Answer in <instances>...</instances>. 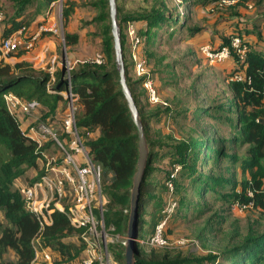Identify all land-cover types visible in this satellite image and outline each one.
<instances>
[{
    "label": "trees",
    "instance_id": "trees-1",
    "mask_svg": "<svg viewBox=\"0 0 264 264\" xmlns=\"http://www.w3.org/2000/svg\"><path fill=\"white\" fill-rule=\"evenodd\" d=\"M52 1L12 0V6L8 10L0 4V11L5 16L4 21L0 23L4 24L3 38L21 28H24L26 35L31 37L35 32L33 33L30 28H39L43 23L48 24L46 18L50 14L49 5ZM117 1L128 85L140 112L150 147L146 179L140 199V232L144 227L145 235L150 234L149 238H151L156 226L167 219L164 230V237L167 239L169 225L175 224L180 217L177 214L178 210H174L171 214L164 211L169 201L175 203L177 207L186 204L184 197H181V201L176 197L178 189H187L183 183L186 180L189 182L188 186L193 188L192 196L195 200L198 199L197 202L191 203H195V207H200V213L207 211L208 207L199 205V201L210 194L227 206L228 210L233 209L235 204L247 206L252 204L246 210L253 209V212H258L260 218L264 219V124L259 122L260 119H264V53L245 39L243 31L249 28H241L240 33L232 34L222 40L221 45H227L232 36L238 35L249 49L245 64L238 65L231 71L225 68L222 72L221 80L228 85L227 96L221 99L214 98V103L208 106H204L207 104L206 101L198 100L199 104L191 110L195 112L194 117L197 122H202L200 114L204 113L207 119L215 124L202 129L196 136L179 142L169 134L170 130L163 137L158 136L160 132H154L157 137L153 140L150 131H156L154 124L160 122L166 115L162 109L169 111L172 106L150 107L146 104L141 106L147 96L143 88V79L137 78L133 71V62L124 34L125 25L127 22L137 25V32L143 45L140 53L150 68L149 49L154 47L155 37L159 36L160 32L163 35L161 44L165 43L164 37L168 32L166 29L168 26L178 29L175 34L178 35L179 40H174L175 42L195 41L200 29L189 27V21L193 6H200L202 1L191 2L188 7L189 20H181L180 14L173 15L165 0H155L156 3L149 7L146 5L149 0H145L139 6L130 7L128 4L125 5L127 1L123 3L121 0ZM238 1L237 4H241L248 0ZM258 1L259 5L264 3V0ZM89 3L99 8L100 13L96 21L103 23L101 28L105 50L103 64H96L92 60L77 61L70 66L69 71L63 66L61 71L56 72L55 81L51 84L52 89L57 93H51L48 91L51 75L47 69L36 70L26 61L11 65L0 60V214L2 215L0 264H32L36 254V240L40 241L42 247L50 248L55 262L61 264L76 262L86 248L82 238L83 231L74 229L64 214L53 213L52 224L41 230L36 216L27 210L23 192L16 184L30 171H39L38 145L25 135L22 122L9 111L5 100V95L8 93L25 101L36 100L47 110L43 118L45 120L50 118L53 121L59 104L65 103L59 93L67 90L68 77L71 79L74 93L78 96L77 125L83 131V139L89 148L92 160L100 165L103 171L104 203L107 201L109 205L105 208L106 204H104L105 229L111 234L127 237L129 210L126 214L124 211L130 208V192L139 158V137L116 70L108 0H84L78 6L73 2H63L62 17L66 26L70 18L76 14V8L86 7ZM258 11H261V8ZM137 23H141L142 27H138ZM260 23H264V13L257 14L252 30L245 34L254 36ZM47 35L55 36L52 33H43L39 38ZM79 40V33L71 31L64 33L67 47L78 44ZM159 57L161 62L165 56ZM233 60L237 63V59ZM235 74L242 75L244 80H233ZM152 78L156 83L153 75ZM141 90L144 92L142 96ZM158 92L161 96L160 89ZM176 110L182 111V106L176 107ZM222 126H226L229 135L221 134ZM156 159L160 161L167 159L171 169L166 171L160 166L157 167ZM177 167L179 170L171 179ZM157 172H163L165 175V186L161 195L159 193L157 195L158 183L155 181L149 182L145 188L147 178ZM36 178L37 175L33 176L28 183H32ZM169 181L172 183V189L167 185ZM117 205L121 209L113 211L112 206ZM147 206L152 207L149 222L143 219ZM189 206L188 209H191ZM73 236L80 239V243L67 241ZM141 246L138 244L137 264H223L218 260L226 258H229V264H264V231L255 235L253 228L248 230L240 245L226 249L221 255L210 253L200 258L170 255L146 258L140 256ZM108 249L117 264H126L124 243L111 244Z\"/></svg>",
    "mask_w": 264,
    "mask_h": 264
},
{
    "label": "rangeland",
    "instance_id": "rangeland-1",
    "mask_svg": "<svg viewBox=\"0 0 264 264\" xmlns=\"http://www.w3.org/2000/svg\"><path fill=\"white\" fill-rule=\"evenodd\" d=\"M127 1V3L125 2ZM141 1V0H138ZM168 4V8L173 15L180 14L181 20H189L188 7L193 0H165ZM200 3V6H193L191 20L189 21V27L199 28L200 31L196 36L200 37L197 42L188 40L184 43H178L174 40H179L178 35L175 34L178 31L177 28H166L168 32L165 34V43L161 44L162 34L155 37L154 47L150 48L151 63L150 68L152 75L157 81L158 90L165 93V96L161 94L163 101L167 103L166 106H172V109L163 110L166 114L163 116L157 124H154L156 131H150L151 137L154 140L156 134L159 137L167 135L169 130L173 138L176 141L185 140L196 136L197 133H201L202 129L208 128L209 125L215 124L210 119H207L204 113L200 114L202 122H197L195 119V112L193 110L199 103L198 100L206 101L208 106L214 103V98L221 99L227 96L228 85L221 80L222 72L226 68L225 66H219L212 68L207 65L205 57L200 52L199 42L208 40L211 43L219 42L231 36L232 34H238L241 32V23H237L235 19H232V15L243 17L242 22H246L247 18L252 19L254 22L257 19V13L261 8L264 13V3L259 5V1L248 0L237 4L232 7H220L218 1L214 0H195ZM80 4L84 0H80ZM130 6L133 3L128 0H121ZM215 2V3H212ZM63 3V2H62ZM137 3V2H136ZM156 3L155 0H149L146 5L151 6ZM212 3L210 5H207ZM248 3L253 4L252 8H249ZM0 4L4 6L5 10H8L12 6V0H0ZM137 3L136 6H139ZM225 8V9H223ZM253 10L255 12L253 13ZM244 13H243V12ZM250 12V13H249ZM99 8L89 3L81 11L78 10L66 26L62 17V10L58 7L55 8L52 14L53 25L58 29V34L51 36H41L33 46L31 50H21V52L14 53L12 57L22 58L27 57L26 62H36L37 52L46 46L45 43H49L52 46L54 53L57 55L58 68H63V63L66 61V67L74 65L77 61H90L93 60L97 54L104 55L103 35L101 28L102 22L96 21L99 14ZM231 17V18H230ZM47 20V19H46ZM108 23V21H106ZM110 23V22H109ZM254 25V23H253ZM253 25L249 30L253 28ZM137 26V25H135ZM211 27V28H208ZM258 30L254 33V36L246 35L249 30H244V36L247 42L250 44H264V24H258ZM71 30L74 33H79V43L72 46H66L64 41V33ZM170 34H173L170 36ZM250 37H253L251 39ZM54 42V43H53ZM211 45V44H210ZM21 53V54H20ZM53 53V54H54ZM20 54V55H18ZM39 55V54H38ZM50 54H45V60L49 59ZM52 55V54H51ZM164 55V59L159 62V56ZM20 56V57H19ZM33 56L35 61H32L29 57ZM30 59V60H29ZM186 63V64H185ZM195 65H192L194 64ZM132 76V68H129ZM219 78V80H215ZM141 96L144 94L143 90L140 91ZM197 94V95H196ZM175 100V101H174ZM177 102H179L177 104ZM150 105L145 97L144 103L141 106ZM162 107H166L161 105ZM182 106V111L176 110V107ZM155 107V106H154ZM149 110V109H148ZM42 115V113H41ZM158 127V128H156ZM221 134L229 135L226 126H222ZM215 136V135H213ZM166 141V140H165ZM171 142V141H170ZM243 151V150H242ZM167 159H156V166H160L162 170L169 171L171 166ZM35 175L34 171H30L27 176L17 181V188L23 191L24 187L30 182V179ZM146 186L151 181L157 182V195H161L164 188L165 175L163 172H157L152 177L147 178ZM187 189H178L176 197L178 201H181V197H184L186 204L183 207H175V211L179 215V220L175 224H170L167 229V241L168 246L162 248H152L148 246L146 241L149 239V235H145L144 227L142 228L140 237V243L142 251L141 257L146 258H161L170 255L171 257L181 256L183 257H204L210 253L223 254L226 249H231L234 246H238L247 235L248 230L253 228V233L258 235L264 231V219L260 218L258 212L251 210L229 209L224 206L219 199H214L212 195H207L205 198L199 201V205H206L207 211L200 213V207L195 203L198 199H194L192 196L193 188L188 186L189 182L186 180L183 182ZM165 195V194H164ZM175 202V201H174ZM169 203V202H168ZM167 203V206H168ZM105 208H108V203L105 201ZM192 204V205H191ZM188 205L191 209H188ZM195 207V208H194ZM113 211L121 209L119 205L112 206ZM152 207L147 206L145 208V215L143 217L147 222L150 221V215ZM126 209L124 213H127ZM227 210V212H225ZM174 212V211H173ZM260 218V219H259ZM146 228V227H145ZM106 230V229H105ZM113 230V229H111ZM107 232V231H106ZM107 251L104 254V264H117L114 260L112 253L109 251L108 246L111 244H123L126 240L125 235L111 234L107 232ZM77 237L73 236L68 238L67 241L80 243ZM83 255L76 262L71 264H80ZM223 264H229V258L225 260L219 259ZM42 264V262L38 263Z\"/></svg>",
    "mask_w": 264,
    "mask_h": 264
},
{
    "label": "built area",
    "instance_id": "built-area-1",
    "mask_svg": "<svg viewBox=\"0 0 264 264\" xmlns=\"http://www.w3.org/2000/svg\"><path fill=\"white\" fill-rule=\"evenodd\" d=\"M238 2V0H219L218 5L228 7ZM4 18L3 12L0 11V23L4 21ZM25 32L26 30L21 28L0 41V60L5 62L6 59L12 57L13 53L21 49L31 50L41 34L57 35L58 29L51 23H43L31 37ZM124 34L133 62L134 74L137 78L143 79V88L149 103L153 106H166L167 103L159 95L147 61L141 56L140 50L143 45L137 32V26L133 22H127ZM248 50V46L238 35L232 36L227 45L215 48L210 44H205L200 48V52L211 67L230 59H237L238 65H243L246 62ZM92 61L96 64H103L105 56L97 54ZM66 63L64 62L65 67ZM57 64V57H52L47 68L51 75L48 84V91L51 93H57L51 87L55 81ZM66 68L69 71L70 66ZM232 79L244 80L240 74H235ZM59 94L64 98L65 108L62 118L53 121L50 118L47 120L43 118L47 110L38 101H25L12 93L5 95L9 111L19 121H29L23 131L38 145L40 168L37 178L25 186L22 191L25 206L31 214L36 216L41 230L52 224L53 213L64 214L74 229L83 231L82 238L86 243V248L80 264H104L103 256L107 251L105 239L107 240L108 234L104 225L102 167L92 160L89 148L83 139V131L77 125L78 96L72 89L70 77H68L67 90ZM178 170L177 167L171 179L175 177ZM167 185L172 189L171 181ZM251 205L235 204L233 209L246 210ZM175 207L176 204L169 201L164 212L171 214ZM166 220L164 219L156 226L153 236L146 241L148 246H168L169 243L164 237ZM35 251L32 264L40 262L61 264L55 262L51 249L42 247L39 240L35 241Z\"/></svg>",
    "mask_w": 264,
    "mask_h": 264
},
{
    "label": "water",
    "instance_id": "water-1",
    "mask_svg": "<svg viewBox=\"0 0 264 264\" xmlns=\"http://www.w3.org/2000/svg\"><path fill=\"white\" fill-rule=\"evenodd\" d=\"M109 16L111 22V32L114 42V55L116 70L119 74V82L122 87L131 117L138 129V149L139 158L137 161V172L133 178L130 192V208L127 223V237L124 243L126 264H137L138 244L140 243V199L142 188L146 179V170L150 158V147L146 138L144 124L133 97L132 91L128 85L125 59L122 45V27L118 15V1L108 0ZM264 124V119L259 120Z\"/></svg>",
    "mask_w": 264,
    "mask_h": 264
},
{
    "label": "crops",
    "instance_id": "crops-1",
    "mask_svg": "<svg viewBox=\"0 0 264 264\" xmlns=\"http://www.w3.org/2000/svg\"><path fill=\"white\" fill-rule=\"evenodd\" d=\"M67 1H69V2H73V3H75V4H77V6L78 5H81L80 3L81 2H79L80 0H53L52 1V3L49 5V10H50V14L48 15V17L46 18L47 19V22L48 23H53V19H52V14L54 13V11H55V8H60L61 10L63 9V3L62 2H67ZM130 3L132 2L133 3V5L131 4L130 6H136L135 4H137V3H140V4H142V2H144L145 0H141V1H138V0H128ZM137 2V3H136ZM140 4H138V5H140ZM210 4V3H209ZM208 5V4H207ZM129 6V5H128ZM129 6V7H130ZM249 8H252L253 7V4H251V3H248V5H247ZM81 9V11L83 10V9H85V7H80V8H76V13H78V10H80ZM243 12V11H242ZM255 12V10H253V13ZM244 13V12H243ZM250 13V12H249ZM257 14H262V11H259V13H257ZM232 19H235L236 21H237V23H241V26H238V28L240 27V28H251L252 27V25H253V23H254V21L252 20V19H250V18H247L246 19V22H242V20H243V17H241L240 15L238 16V17H233ZM39 20V19H38ZM138 24V27H142V24L141 23H137ZM261 24V23H260ZM264 24V23H263ZM208 28H211V27H208ZM31 29V31H33V33L34 32H37V30H38V28H35V27H33V28H30ZM69 31H71V30H69ZM72 32V31H71ZM3 35H4V24H0V41L3 39ZM251 36V35H250ZM53 38H54V36H53ZM198 38V40H197V42L200 40V37H198V36H196V39ZM251 39H253V37H250ZM196 39H195V41H196ZM40 40V39H39ZM54 43V42H53ZM200 44H199V47H201V46H203V45H205V44H211L213 47H215V48H218L222 43H223V41H219V42H215V43H211V42H209L208 40H206V41H201V42H199ZM46 44V46L45 47H43L44 48V52H43V49H40L38 52H37V61L36 62H33V68L34 69H36V70H45V69H47L48 68V66H49V62H50V60H51V58L52 57H57V55L54 53V51H53V49H52V46H51V44H49V43H45ZM253 45V44H252ZM254 47H257V49L260 51V52H262V53H264V44H262V43H259V44H254L253 45ZM50 54L49 56V59L45 62V61H43V59L45 60V54ZM54 53V54H53ZM39 54V55H38ZM52 54V55H51ZM32 61H35L34 59V57L33 56H31V57H29ZM29 59V60H30ZM27 60V57H22V58H16V57H11V58H8V59H6L5 60V62L6 63H8V64H11V65H15L16 63H18V62H21V61H26ZM64 62H66V61H64ZM207 63V62H206ZM208 65V64H207ZM63 66H64V63H63ZM209 66V65H208ZM219 66H225L228 70H232V69H234V68H236L237 66H238V64L236 63V61L235 60H233V59H230V60H227L226 62H224V63H222V64H220V65H216V67H219ZM210 67V66H209ZM215 67V66H214ZM62 70V68H58L57 67V71L59 72V71H61ZM159 87V86H158ZM162 95H163V97L165 96V93H161ZM163 99V98H162ZM64 108H65V103L64 102H62V103H60L59 104V106H58V108H57V112H56V114H55V119L56 120H60L61 118H62V116H63V111H64ZM28 122L29 121H22V123H23V128H25L26 126H27V124H28ZM37 175V172L35 171V175L34 176H36ZM1 215V214H0ZM0 219H2V215H1V217H0Z\"/></svg>",
    "mask_w": 264,
    "mask_h": 264
}]
</instances>
